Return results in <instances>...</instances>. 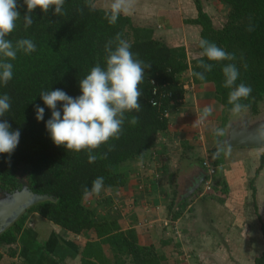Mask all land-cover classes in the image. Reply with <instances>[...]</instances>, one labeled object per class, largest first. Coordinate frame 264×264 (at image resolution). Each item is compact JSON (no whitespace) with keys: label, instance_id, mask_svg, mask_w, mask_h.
<instances>
[{"label":"trees","instance_id":"16d2710c","mask_svg":"<svg viewBox=\"0 0 264 264\" xmlns=\"http://www.w3.org/2000/svg\"><path fill=\"white\" fill-rule=\"evenodd\" d=\"M194 1L198 15L190 23L201 27V39L234 56L232 61L220 62L203 58L213 64L210 72L199 66L201 57L189 60L184 46H169L154 36L152 28L135 26L127 16L120 14L110 24L111 10L95 8L92 0H65L64 14L57 16L52 8L46 13L36 8L29 14L33 23L28 28L23 21L26 5L17 0L20 18L8 38L13 44L31 39L36 50L31 54L18 52L10 61L13 78L0 85V95L10 98V109L0 119L20 131L15 150L10 155L0 154V190L12 192L27 184L33 192L52 199L36 203L0 233V262L5 255L16 254L14 248L27 219L37 213L76 235L95 232L97 239L87 242L82 252V264H164L165 258L153 245L139 243L133 229L121 230L118 216L99 211L102 206H112V197H103L104 192L124 189L135 164L157 146L158 136L168 129L167 113L181 104L187 92L181 80L184 74L189 73L194 85H210L214 99L228 116L232 105L228 103L230 89L223 86L222 66L234 63L239 70L236 84L244 83L252 89L250 96L241 100L245 109L251 107L257 114L264 102V0H218L230 9L220 28L214 26L201 1ZM117 36L131 45L136 59L149 66L139 85L141 109L125 113L119 138L94 149L96 159L89 163L87 150H66L52 142L45 128L51 112L39 94L61 89L72 97L80 95L79 80L97 64L105 66L106 45L115 48ZM197 72L204 73L203 80L195 75ZM36 105L45 108L44 121L35 119ZM133 117L136 123L131 122ZM261 159L264 164V154ZM97 177L104 178L98 194L91 191ZM90 195L99 198L96 204L87 200ZM178 217V213L173 215L174 219ZM262 235L264 240V224ZM104 245L109 246L110 259ZM255 264H264V246Z\"/></svg>","mask_w":264,"mask_h":264},{"label":"crops","instance_id":"0c3cea01","mask_svg":"<svg viewBox=\"0 0 264 264\" xmlns=\"http://www.w3.org/2000/svg\"><path fill=\"white\" fill-rule=\"evenodd\" d=\"M92 1L104 10H111L113 3ZM145 1L127 0L131 8L121 14L135 26L152 28L154 36L158 28L167 37L175 33L182 39L161 40L172 47L184 46L191 60L190 46L194 50L196 41L198 48L201 39V27L190 23L198 15L195 1ZM186 75L181 77L186 91L195 86L204 89L199 91L203 95L185 94L168 113V129L118 192L126 202L118 223L121 230L133 229L141 245H153L164 264H255L264 246V150L221 146L215 130L226 125V118L218 121L223 106L214 99L210 85H194ZM208 93L212 96L206 102ZM205 108L212 111L201 121ZM206 159L216 167L210 190L202 183L209 169ZM96 239L94 231L76 235L32 213L18 237L16 254L5 255L0 264H82L86 243ZM104 251L110 259L108 245Z\"/></svg>","mask_w":264,"mask_h":264},{"label":"clouds","instance_id":"9594fccd","mask_svg":"<svg viewBox=\"0 0 264 264\" xmlns=\"http://www.w3.org/2000/svg\"><path fill=\"white\" fill-rule=\"evenodd\" d=\"M27 14L23 16L24 26L32 25L33 19L29 15L34 9L42 12L53 9L54 15H63L65 0H23ZM131 8L127 0H113L108 22L114 24L121 12H128ZM20 18L17 11V0H0V85L7 84L13 78V64L18 52L31 54L36 45L31 39H19L13 44L8 38L13 32L16 21ZM118 43L115 48L106 45L107 57L105 66L99 64L92 67L90 72L79 80L80 95L69 96L61 89L42 90L39 94L43 104L50 110V118L45 121L46 131L56 146H63L66 150L80 152L88 151V161L92 163L96 156L92 154L101 144L110 139H118L122 131L125 113L139 112L141 104L138 98L142 96L139 85L143 81L144 71L148 65L134 57L130 51L131 45L117 36ZM199 48L202 50L198 56V64L204 72H210L212 63L232 61L233 54L226 52L215 43L200 39ZM224 76L223 86L230 89L228 103L232 105V114H239L247 106L241 103L247 99L252 89L244 83L236 84L239 70L234 63L222 66ZM195 75L203 80L204 73ZM59 105V106H58ZM10 109L8 95H0V117ZM205 108L200 116L203 121L211 112ZM45 108L35 106V119L44 121ZM132 123H136L133 117ZM222 129H216V135H222ZM20 131L12 130L10 124L0 119V154H11L19 143ZM104 178L97 177L92 181L91 191L99 193L103 187ZM203 183V182H202Z\"/></svg>","mask_w":264,"mask_h":264},{"label":"water","instance_id":"95a60500","mask_svg":"<svg viewBox=\"0 0 264 264\" xmlns=\"http://www.w3.org/2000/svg\"><path fill=\"white\" fill-rule=\"evenodd\" d=\"M218 139L221 146L226 148L264 147V116L256 120L249 117L243 119V122L231 123ZM3 193L4 196L0 198V233L7 230L36 203L52 199L48 195L33 192L27 184L21 189Z\"/></svg>","mask_w":264,"mask_h":264},{"label":"rangeland","instance_id":"374dc122","mask_svg":"<svg viewBox=\"0 0 264 264\" xmlns=\"http://www.w3.org/2000/svg\"><path fill=\"white\" fill-rule=\"evenodd\" d=\"M100 2H103V0H100ZM145 2H147V0ZM203 2H204L205 9H207L208 12L210 13V15L212 16V19L215 22V26L222 27L223 24L226 21V15L228 14L230 9L229 8H225L227 6H225L224 4L220 3L217 0H204ZM100 4H102V3H100ZM146 17L148 18V16H146ZM155 36L157 38H160V39H182L181 37L176 36L175 33H169V35L167 37L165 35V32L162 31L161 28H158ZM192 45H195V49L193 50L192 47L190 46V50H189L190 51V56L189 57H190L191 60L198 58L199 57L198 54L200 52L199 51V47L197 48V46H196V41ZM184 76L186 78L187 75L185 74ZM184 76H183V78H184ZM185 84L188 85L190 83L189 82H185ZM187 89L188 90H187L186 95L188 97H191L194 94H198V96H199V94H200L199 91H203L204 90L203 88H195V86H194V88L193 87L191 88L190 85L187 87ZM200 95H203V92ZM205 96H207L206 102H209L212 95H209V93H208V94H205ZM262 104H260L259 109L264 107V102ZM248 113H249V109H243L239 114H233V116L235 115L236 118H241L242 117V121H243V119H245V118H247L249 116ZM169 114H170V112H169ZM229 115H232V114L230 113V114H228V116H225L224 111H222V115L218 114V121L220 122V124L222 123L221 122V118H223V117L225 118L226 117V119H227V117H229ZM168 118H169V115H168ZM221 127H222V125H221ZM256 149H258L260 151V153H261V151L264 150V147H259V148H256ZM257 156L259 157V155H257ZM138 165H140V164L139 163L135 164V166H134L135 169L138 167ZM132 174H133V176L135 175L134 171L130 175H132ZM22 182H25V180L22 179ZM24 185H26V184H24ZM107 195L112 197V206L111 207H107V208H104L105 206L104 207L102 206L99 211L101 213H104V212L108 211V213L112 217H115V216L117 217L118 214H119V210H121L123 207L125 208L126 202L124 200H122L120 196H118V191H114V190H110V189L106 190L104 192V194H103V197H108ZM3 196H4V193H3V191L0 190V198L3 197ZM87 200L90 201L91 203H93V205H94V204L97 203L96 201H98L99 198H97L96 196L93 197V196L90 195V196H88ZM124 208H123V210H124Z\"/></svg>","mask_w":264,"mask_h":264},{"label":"flooded vegetation","instance_id":"af4514ba","mask_svg":"<svg viewBox=\"0 0 264 264\" xmlns=\"http://www.w3.org/2000/svg\"><path fill=\"white\" fill-rule=\"evenodd\" d=\"M248 109H249V113H248L249 116L247 118L251 117L253 120H256V119H259L261 116H264V107H262L257 114L254 111H252L251 107H249ZM251 111L253 112V114H252ZM238 122H243L242 121V117L241 118H236L235 115L233 116V114L229 115V117H227V120H226V125L222 129L223 133L228 128L229 124H231V123H236L237 124ZM241 148H251V147H241Z\"/></svg>","mask_w":264,"mask_h":264},{"label":"built area","instance_id":"2783aa9c","mask_svg":"<svg viewBox=\"0 0 264 264\" xmlns=\"http://www.w3.org/2000/svg\"><path fill=\"white\" fill-rule=\"evenodd\" d=\"M167 117H168V113H167ZM204 165L208 166V173H207V177L204 178L203 184L205 185L206 189H211V185H212V179L216 173V167L213 166V164L211 162H209L208 159H206L204 161Z\"/></svg>","mask_w":264,"mask_h":264}]
</instances>
